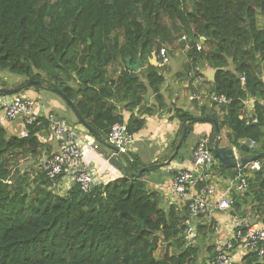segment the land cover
Segmentation results:
<instances>
[{"label":"trees","instance_id":"1","mask_svg":"<svg viewBox=\"0 0 264 264\" xmlns=\"http://www.w3.org/2000/svg\"><path fill=\"white\" fill-rule=\"evenodd\" d=\"M261 19L264 0H0V72L19 75L23 82L40 81L36 91L63 92L101 135L96 140L107 142L110 128L124 123L121 111L131 113L126 125L133 135L143 127L145 114L166 108L161 90L169 63L162 65L158 54L164 47L167 55L186 49L189 59L176 78H186L196 88L197 66L204 63L214 71L209 95L231 100L203 105L201 117L215 119L220 132L226 130L227 142L241 154H261L256 158L260 170L244 172L246 189H232L229 215L248 217L264 228ZM152 54L156 66L150 63ZM128 58L130 65L140 59L137 72L127 69ZM148 95L153 105L134 115L146 105ZM249 100L252 111L245 112ZM173 108L170 119L181 126L169 155L184 126L187 131L170 162H183L181 151L199 122L190 121L189 112ZM4 121L0 120V264H217L216 219L190 220L188 205L171 202L146 181L147 173L164 166L149 164L148 171L138 175L135 171L143 166L127 161L130 173L106 184L95 182L87 194L77 184L62 192V177L49 179L39 166L41 158L52 154L46 120L26 125L7 121L16 124L15 132L8 131ZM21 130L26 137L20 136ZM213 137L214 132L208 139L212 155ZM247 141L256 144L249 149ZM200 142L193 146L192 156ZM215 161V171L231 172L232 178L238 174V168H224ZM187 221L194 230L190 242ZM203 249L206 256L200 258ZM236 264L264 260L248 253Z\"/></svg>","mask_w":264,"mask_h":264},{"label":"built area","instance_id":"2","mask_svg":"<svg viewBox=\"0 0 264 264\" xmlns=\"http://www.w3.org/2000/svg\"><path fill=\"white\" fill-rule=\"evenodd\" d=\"M185 40V37L182 38ZM200 45L196 49L200 50ZM158 59L161 64L169 63V58L165 47L160 50ZM200 81V77H196ZM243 86L245 77H240ZM197 94H191L190 100H198ZM212 102L217 105H226L231 102L225 96H212ZM253 103V100L247 101ZM0 110L7 121H20L23 124H31L40 118H44L48 123V128L52 136L57 141V151L50 156L40 159L39 166L43 174L49 179L62 177L64 192L72 184H77L83 193L91 191L95 180L94 175L81 168L83 153L77 146L76 131L71 128L63 119L54 115L41 116L35 109L34 103L26 96L14 95L0 97ZM251 122H253V119ZM21 137H26L25 130L20 132ZM107 143L116 148L119 155H127L134 143V137L127 129L125 123L114 124L110 128ZM209 140L204 139L195 148L192 156L193 169L174 170V177L161 191L174 203L188 205L190 220L198 217L211 219L216 212L229 214L233 204L232 189L244 191L246 189L245 171H258L261 163L257 160L247 163L245 166L238 167V174L230 179L227 188L223 191L218 190L216 183L217 175L214 173L213 165L215 159L210 153L208 146ZM248 148L252 149L255 142L249 141ZM235 148V147H234ZM236 158L239 160L235 150ZM172 171V170H171ZM203 182V185H199ZM230 224L231 235L225 238L221 228L217 227L218 238L216 242L217 264H234L235 259L254 253L257 258L264 260V228L253 223L248 217L232 218ZM188 225V242L194 234L193 226Z\"/></svg>","mask_w":264,"mask_h":264},{"label":"crops","instance_id":"3","mask_svg":"<svg viewBox=\"0 0 264 264\" xmlns=\"http://www.w3.org/2000/svg\"><path fill=\"white\" fill-rule=\"evenodd\" d=\"M197 67L200 70V73L197 75L198 77H200V81L195 80V84H199L196 88H193L191 86L188 79L176 78V74L184 70L182 69L183 68L182 65L180 66V69L178 71L169 72V74L165 73L163 75L165 81L162 86L161 92L164 95L167 106L165 109H162L160 111L155 110L153 114H149V115L145 114L146 115L144 116L145 123L140 131L133 134L134 143L130 148L129 151L130 153L128 155H125V157L117 154L116 151L111 149L109 145L105 142V140H101V141L96 140L99 138L93 137L89 132H87V130L83 126L77 124L73 112L70 110L69 106L66 104L63 97H60L55 92L47 91L42 95L41 93L36 92V90H29L23 95L34 103L35 109L39 115L43 117L48 115H54L58 118L63 119L64 122L72 126L71 128H73L77 133L76 143L83 153L81 168L88 171L91 174H94V180L97 184L100 183L106 184L109 181H112L115 178L122 176L123 174L130 173L131 168L128 165L127 161L135 160L136 165L143 166L142 168H145V166L148 167V165L152 163H157L158 165V164L166 163L168 161L169 157L172 155V154L169 155L171 144H173L177 139L178 131L181 126V123L178 120L170 119L174 114V112L171 111L173 107H175L176 109L187 111L193 117H201L200 107H202L203 105L206 104L211 107L212 96L209 95L208 92L211 87L214 71L211 69L212 73L210 74V76H212V80H207L204 71L206 68L209 69V67L205 66L204 63H200V65ZM166 71H170V68ZM117 72H119V70ZM176 84H178L177 89L175 87ZM172 88L174 89V93H172L171 91ZM181 88L191 90L192 95L197 94L199 96V99L197 100L199 104H197L196 106L197 102L190 100L191 94L188 95L187 99L192 103V105L178 104L175 99H178L179 90ZM39 102H42V104H40ZM152 102H153V96L148 95L146 97V105L140 107L139 109L134 110L133 114L138 115L139 111L143 113L144 111L147 110L146 109L147 107L153 105ZM252 107H253L252 103H247L245 112H251ZM118 110H120L119 105H118ZM121 112H122L123 122L126 124L131 116V113L126 111H121ZM242 117H243V113L240 115V118ZM68 118H70L69 122L72 123L67 122L66 119ZM3 119L6 120L3 116V112L0 110V120ZM4 123L8 131L10 132L17 131L16 124L11 122L9 123L7 121H4ZM253 123H255V120H253ZM213 132H214L213 125L208 123H196L193 126V130L190 135L192 137V141H191L192 143L190 142V144L187 147L182 149L180 154L181 158H183L184 161L183 162L173 161L163 165L164 167L159 168L161 169L160 171L162 172V174H164V178L161 179L159 183L155 182V178L157 176H155V174L153 173L154 171L146 174L147 177H145V179L149 183V186L154 190L161 191V187L167 185L169 181L172 179L171 174H173L174 170L193 169L192 152H191L193 146L197 142L203 140V138L209 139ZM248 142L249 141L244 143L248 146L249 145ZM48 143L51 144L50 146L52 148V153L57 151V141L53 138L51 134L50 137L48 138ZM219 143H221L222 146L226 145L225 144L227 143L226 130L221 131ZM235 150H237L236 154L237 156L239 155V157L242 156L246 158L245 156L249 155V154L247 155L241 154V152L238 151V148L236 146H235ZM215 167H217V165ZM214 173L218 177V181L216 183L218 190L220 191L225 190L230 182L232 173L225 172L221 174L218 170L217 171L214 170ZM213 218L216 219L217 226L221 228V231L224 233V236L227 237L230 236L231 235L230 220L233 217H231L228 214L216 212L213 214Z\"/></svg>","mask_w":264,"mask_h":264},{"label":"water","instance_id":"4","mask_svg":"<svg viewBox=\"0 0 264 264\" xmlns=\"http://www.w3.org/2000/svg\"><path fill=\"white\" fill-rule=\"evenodd\" d=\"M150 63L154 66L157 65V61H156V56L154 54H152L151 59H150ZM141 66V61L138 58L136 64L134 65H130V59H126V67L127 69L133 71V72H137L139 70V67ZM41 82L40 81H33V80H27L26 82H24L23 84H20L18 87L13 88V89H9V88H0V95H4V96H10L11 95H15L18 94L22 88H27L33 85H40ZM176 89L178 88V84H176ZM55 92L60 96L63 97V99L65 100V102L67 103V105L69 106V108L72 110L75 118L77 119V121L87 130V132H89L93 137L95 138H101V135L96 132L80 115L79 111L77 110V108L75 107V105L66 98V96H64L65 94L61 91H58L56 89H54ZM191 120H196L199 123H208L213 125L214 127V143H213V147H212V153L214 155V158L220 162V164L224 167V168H238L240 165L245 166L247 163L254 161L256 158L260 157L261 154H256L254 156H251L249 158H244V157H240L239 160L236 158L235 155V148L229 144V142L225 143V146H220L219 143V139H220V129L218 126V123L216 122L215 119L210 118V117H193ZM189 122V121H188ZM186 126L183 127L182 129V134H181V138L178 142V144H176L175 150L173 152V154L169 157L168 161L166 163H162V164H158V167H162L163 165L169 163L170 161H172V159L174 158V156L176 155L180 144L182 143V140L184 139L185 135H186ZM111 149H113L115 151V149L112 146H109ZM237 153V150H236ZM148 171V167L142 168L140 170H136V174L140 175L143 172H147Z\"/></svg>","mask_w":264,"mask_h":264},{"label":"rangeland","instance_id":"5","mask_svg":"<svg viewBox=\"0 0 264 264\" xmlns=\"http://www.w3.org/2000/svg\"><path fill=\"white\" fill-rule=\"evenodd\" d=\"M261 20H263V22H264V19H261ZM173 50V49H172ZM168 53H169V51H168ZM168 56V58L170 59V62H169V64H168V68H170V71H163L164 73L163 74H165V73H167V74H169V72H176V71H178L179 69H180V66L182 65L183 66V68L182 69H184V65H185V63H186V61H187V59H189L188 58V53H187V50L185 49V50H178V51H174V54L173 55H170V53H169V55H167ZM181 56V57H180ZM205 76H206V79L207 80H212V76H210V74L212 73V70L209 68V69H205ZM0 79H1V84L3 83V85H4V87H6V88H11V87H13V86H16L17 84H23L24 82H23V80H24V78L23 77H21V76H19V75H15V74H12L11 72H8V71H4V72H0ZM206 79H205V81H206ZM34 86L35 85H33V86H30V87H28L27 89L28 90H26V91H21V92H19L18 94H16V95H20V96H22L23 94H25L27 91H29V90H36L35 88H34ZM44 86V85H43ZM18 87V86H17ZM48 90H45V88H40V89H38L36 92H38V93H41L42 95L45 93V92H47ZM171 91H172V93H174V89L172 88L171 89ZM49 92H52V91H49ZM191 90H188V89H183V88H181L180 90H179V94H178V99H175L176 100V102L178 103V104H180V105H184V104H190V105H192V103L190 102V101H188V99H187V97H188V95H190L191 94ZM40 104H42V102H39ZM201 104V103H200ZM221 116H219L218 118H220ZM71 119H72V116H71ZM221 119V118H220ZM67 120V122L68 123H72V122H69L70 121V118H68V119H66ZM49 138V137H48ZM203 140H204V138H203ZM192 141V137L191 136H189V138L187 139V141H186V143L184 144L185 146H184V148L185 147H187L189 144H190V142ZM192 143V142H191ZM221 143H222V141H221ZM221 143H219V145L220 146H222V144ZM183 148V149H184ZM23 167H26V163H23L22 164V168ZM25 169V168H24ZM36 169H34L33 171H35ZM161 169H157V170H155L153 173L155 174V176H157L156 178H155V182L157 183H159L160 182V180L161 179H163L164 178V174H162V172L160 171ZM148 174V173H147ZM145 177H147V175L145 176ZM232 178V177H231ZM158 191H160V190H158ZM160 194H162L163 195V193L160 191ZM163 198L164 197H162V200H163ZM230 213V212H229ZM222 234H223V236H224V233L222 232ZM214 237V235L212 236V238ZM225 238H227V236H224ZM214 239V238H213ZM213 243V240H212V242L210 243V244H212ZM203 256H206V253H205V251H204V249H203V252H202V255H201V257L200 258H202ZM240 260L238 259H235V264L237 263V262H239Z\"/></svg>","mask_w":264,"mask_h":264},{"label":"clouds","instance_id":"6","mask_svg":"<svg viewBox=\"0 0 264 264\" xmlns=\"http://www.w3.org/2000/svg\"><path fill=\"white\" fill-rule=\"evenodd\" d=\"M169 62H170V60H169ZM198 77V76H197ZM0 88H5V87H2L1 86V84H0ZM10 90H11V88H9ZM57 94V93H56ZM16 95V94H15ZM4 95H1L0 97H3ZM11 96H14V95H11ZM8 97V96H7ZM67 104V103H66ZM72 111V110H71ZM250 121H251V119H250ZM69 125V124H68ZM81 125V124H80ZM70 126V125H69ZM82 126V125H81ZM70 127H72V126H70ZM22 131V130H21ZM50 132V131H49ZM51 134V133H50ZM52 135V134H51ZM54 138V137H53ZM55 139V138H54ZM77 139V138H76ZM208 139V138H207ZM107 143V142H106ZM108 144V143H107ZM109 145V144H108ZM78 146V145H77ZM109 146H111V145H109ZM57 147H58V144H57ZM235 147V146H234ZM114 148V147H113ZM115 149V151H116V148H114ZM56 152V151H55ZM54 152V153H55ZM117 153V152H116ZM130 152H128V154H129ZM53 154V153H52ZM127 154V155H128ZM121 156H123V157H125V155H121ZM47 157V156H46ZM256 160V159H255ZM94 175V174H93ZM61 186H62V183L60 184ZM62 192H64V188H63V186H62V190H61ZM229 215V214H228ZM218 227V226H217Z\"/></svg>","mask_w":264,"mask_h":264}]
</instances>
